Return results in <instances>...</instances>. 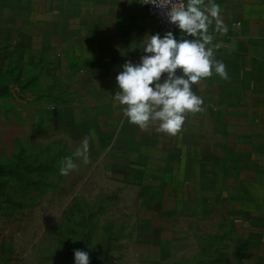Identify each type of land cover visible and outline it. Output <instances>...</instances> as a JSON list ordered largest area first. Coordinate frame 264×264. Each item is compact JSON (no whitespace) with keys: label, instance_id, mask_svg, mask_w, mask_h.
<instances>
[{"label":"rangeland","instance_id":"374dc122","mask_svg":"<svg viewBox=\"0 0 264 264\" xmlns=\"http://www.w3.org/2000/svg\"><path fill=\"white\" fill-rule=\"evenodd\" d=\"M43 1L0 0V264H74L77 249L90 264H264V43L172 135L129 123L117 84L52 63L32 24Z\"/></svg>","mask_w":264,"mask_h":264},{"label":"crops","instance_id":"0c3cea01","mask_svg":"<svg viewBox=\"0 0 264 264\" xmlns=\"http://www.w3.org/2000/svg\"><path fill=\"white\" fill-rule=\"evenodd\" d=\"M215 3L220 8L222 28L217 31L213 19L209 33L214 37L215 59L224 63L228 78L213 71L210 77L193 86L195 94L203 99L202 107L211 108L223 90L240 82L242 57L263 59L260 54L263 50L256 51L255 45L264 43V0H215ZM34 14L35 39L56 47L50 52L52 63L64 61L66 76L102 75L103 83L117 84L116 76L125 61L139 62L142 55L140 48H132L146 34L161 30L140 0H44L41 5L36 2ZM121 52L127 55L122 56Z\"/></svg>","mask_w":264,"mask_h":264},{"label":"clouds","instance_id":"9594fccd","mask_svg":"<svg viewBox=\"0 0 264 264\" xmlns=\"http://www.w3.org/2000/svg\"><path fill=\"white\" fill-rule=\"evenodd\" d=\"M141 2L164 10L180 36L172 31L163 35L146 34L138 46L132 48L142 50L139 62L126 60L121 66L116 76L118 91L113 98L126 106L124 115L129 123L145 129L151 122H158V131L175 135L182 129L186 113L203 111V99L195 94L193 86L202 78L210 77L213 71L228 78L224 63L215 59L214 37L209 33L213 19L216 30L222 28L220 8L215 0H208L207 4L204 0ZM88 151L89 140L85 138L75 156L87 163ZM76 166L72 157H65L60 173L68 175ZM74 264H90L89 253L74 250Z\"/></svg>","mask_w":264,"mask_h":264},{"label":"built area","instance_id":"2783aa9c","mask_svg":"<svg viewBox=\"0 0 264 264\" xmlns=\"http://www.w3.org/2000/svg\"><path fill=\"white\" fill-rule=\"evenodd\" d=\"M141 2V0H140ZM142 6L148 9L150 14L159 22L160 24V34L163 35L168 31L174 32V34L180 35L178 28L176 25L169 23L168 17L164 10L156 7L153 4H144L142 3ZM192 38V37H191Z\"/></svg>","mask_w":264,"mask_h":264},{"label":"water","instance_id":"95a60500","mask_svg":"<svg viewBox=\"0 0 264 264\" xmlns=\"http://www.w3.org/2000/svg\"><path fill=\"white\" fill-rule=\"evenodd\" d=\"M180 35H177V37H179ZM188 39H192L191 37H186ZM178 74H179V69L177 70Z\"/></svg>","mask_w":264,"mask_h":264}]
</instances>
